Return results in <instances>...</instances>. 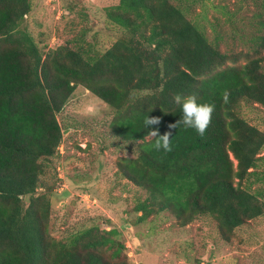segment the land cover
Segmentation results:
<instances>
[{
    "label": "trees",
    "instance_id": "16d2710c",
    "mask_svg": "<svg viewBox=\"0 0 264 264\" xmlns=\"http://www.w3.org/2000/svg\"><path fill=\"white\" fill-rule=\"evenodd\" d=\"M210 1L119 0L105 7V22L121 33L107 48L87 42L84 29L45 50L23 25L32 0H0V264H128L116 227L60 238L49 229L55 185L44 175L60 156L57 115L78 86L112 107V134L138 147L117 164L149 193L135 206L139 222L170 212L186 226L209 215L229 241L264 215V130L244 114L264 108V0L262 34L244 55L221 50ZM177 95L214 106L203 136L177 125ZM148 117L159 123L147 128ZM153 130L170 134L171 151L156 149Z\"/></svg>",
    "mask_w": 264,
    "mask_h": 264
},
{
    "label": "rangeland",
    "instance_id": "374dc122",
    "mask_svg": "<svg viewBox=\"0 0 264 264\" xmlns=\"http://www.w3.org/2000/svg\"><path fill=\"white\" fill-rule=\"evenodd\" d=\"M259 1L209 2L218 6L209 7L208 16L219 19L223 52H252L258 41L255 37L262 34L256 15ZM118 2L32 0V11L23 25L42 48L47 45L45 50L81 35L84 29L87 42L103 49L121 34L118 27L105 22V7ZM194 9L203 13L200 4ZM207 30L211 38L217 35L211 28ZM262 67L264 70V60ZM244 114L264 130L263 107L255 104ZM57 117L64 135L60 156L44 175L47 183L55 185L50 196L49 227L54 236L64 237L93 225L116 227L126 246L122 259L128 264H264V215L236 228L229 241L222 237L218 221L209 215L197 216L186 226L170 212L139 222L141 212L135 206L149 193L123 177L117 164L122 157H136L138 147L112 134V107L84 86H78ZM64 190L70 194L65 196Z\"/></svg>",
    "mask_w": 264,
    "mask_h": 264
},
{
    "label": "clouds",
    "instance_id": "9594fccd",
    "mask_svg": "<svg viewBox=\"0 0 264 264\" xmlns=\"http://www.w3.org/2000/svg\"><path fill=\"white\" fill-rule=\"evenodd\" d=\"M176 102L181 105L182 116L177 121V125L183 124L187 128L194 129L199 135L203 136L212 117L214 106L200 102L195 95L176 96ZM159 123L158 118L148 117L145 125L150 128ZM151 134L157 137L155 147L157 150L171 151L170 134L158 135L156 130Z\"/></svg>",
    "mask_w": 264,
    "mask_h": 264
}]
</instances>
